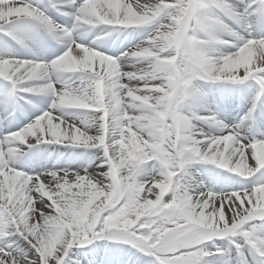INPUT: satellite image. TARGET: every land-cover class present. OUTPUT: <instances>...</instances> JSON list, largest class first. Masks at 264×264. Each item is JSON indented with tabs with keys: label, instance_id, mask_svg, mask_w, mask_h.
<instances>
[{
	"label": "snow or ice",
	"instance_id": "snow-or-ice-1",
	"mask_svg": "<svg viewBox=\"0 0 264 264\" xmlns=\"http://www.w3.org/2000/svg\"><path fill=\"white\" fill-rule=\"evenodd\" d=\"M52 6L72 9L63 14L74 27L56 25L31 0H0V38L9 49L0 55L4 120L29 121L15 131L5 126L0 139V264H129L121 245L149 258L137 257L133 264H208L205 257L215 255L208 242L236 238L264 258V182L243 186L264 173V139L245 142L238 125L186 111L190 105L210 110L198 80L255 81L258 90L245 120L264 98V28L251 38L239 31L253 27H245L252 4L60 0ZM256 10L264 15V0ZM29 22L64 49L49 52L41 44L40 53L33 51L35 41L25 34ZM98 26L109 29L105 35L127 33L125 40L148 31L119 55L73 38L77 29ZM8 38L28 49L30 58H20ZM29 94L51 98L46 110L32 113L34 119L20 103ZM195 121L222 133L205 132ZM38 144L98 149L101 162L91 172L17 168L19 146L31 151ZM152 162L154 171L161 170L156 176L144 171ZM193 163L225 170L241 186L182 192L176 178ZM96 241L109 243L87 256L79 253V260L70 257L73 248Z\"/></svg>",
	"mask_w": 264,
	"mask_h": 264
},
{
	"label": "bare ground",
	"instance_id": "bare-ground-1",
	"mask_svg": "<svg viewBox=\"0 0 264 264\" xmlns=\"http://www.w3.org/2000/svg\"><path fill=\"white\" fill-rule=\"evenodd\" d=\"M139 31V30H138ZM138 43V42H137ZM235 49H233V51H234ZM211 54H214V53H211ZM132 69L131 68H129V67H127V66H125V71H131ZM198 82H201V81H196L195 83H197L198 84ZM218 83H220V82H218ZM228 83H230V84H232V85H236V84H233V83H231V82H228ZM196 110V111H198L199 112V114L200 115H203V114H201V108L198 106V105H196V106H189L188 107V109H186V111H190V110ZM256 110L257 109H255V111L253 112V114H252V117L251 118H249V119H247V120H245L244 119V117H245V115L248 113V112H246V110H243L242 112H241V115H240V119H241V121H240V123L241 124H248V123H250V120L251 119H254L255 120V122H263V121H258V117L260 116L258 113H256ZM235 114H236V116H238V114H237V111H235L234 112ZM72 117V116H71ZM72 119H73V117H72ZM233 120H235V117H233ZM195 123V122H194ZM222 132H220V131H218V132H216V134H221ZM69 148H72V147H69ZM76 148H80V147H76ZM84 150H92V149H87V148H80V150H70V149H68V150H64V151H62V153L59 155V153L61 152L60 150H57V148H56V150H55V154L57 155V159H59V158H61L62 156H64V155H69V156H73V155H79V154H81V152L82 151H84ZM97 151H98V153H99V155H101V153H100V150H98V149H96ZM97 156V155H96ZM101 159H102V156H101ZM101 162V160L100 159H97V160H95V162L93 163V162H91L90 161V166H91V168H92V170L94 169V168H96V166L99 164ZM68 164L69 165H71V163H69L68 162ZM196 164H200V165H202L203 163H196ZM155 165V164H154ZM203 165H205V164H203ZM201 169H204V167L203 168H201ZM208 169H210V168H208ZM91 170V171H92ZM158 172L159 171H155V173H154V176H156L157 174H158ZM264 182V181H263ZM185 190H187V191H189L190 193H192V192H199V191H202V189H199V187H197V184L195 183V182H193V180H192V177H190L189 179L187 178V179H185V182L183 183V184H181L180 185V191H185ZM212 191H216L217 192V189H213ZM154 198V197H153ZM167 198V197H166ZM220 240H223V239H216V240H214V241H211V242H208L207 243V245H206V248H214V247H217V246H220V245H222V246H224L225 244H224V242H221V243H223V244H221L220 243ZM97 245H103V244H101L100 243V241H96V242H94V244L93 245H89L88 246V248H86V249H81V248H73L72 250H71V252H70V257L71 256H73V255H75V254H79V253H88L87 251L89 250V249H91V248H94V247H96ZM129 252H130V254L128 255V256H134V257H142V259L143 260H148L149 258L148 257H146V256H143V254H140V253H138V252H136V250L135 249H129ZM132 253H136L135 255H132ZM127 257V256H126ZM125 257V258H126ZM76 260V259H75ZM213 261V260H212ZM212 261H208V264L209 263H212Z\"/></svg>",
	"mask_w": 264,
	"mask_h": 264
},
{
	"label": "clouds",
	"instance_id": "clouds-1",
	"mask_svg": "<svg viewBox=\"0 0 264 264\" xmlns=\"http://www.w3.org/2000/svg\"><path fill=\"white\" fill-rule=\"evenodd\" d=\"M211 55V53H209Z\"/></svg>",
	"mask_w": 264,
	"mask_h": 264
}]
</instances>
